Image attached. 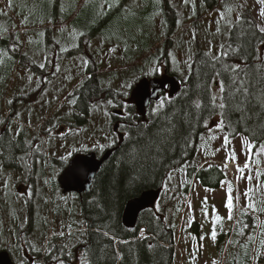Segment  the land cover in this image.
<instances>
[{
  "label": "rangeland",
  "instance_id": "374dc122",
  "mask_svg": "<svg viewBox=\"0 0 264 264\" xmlns=\"http://www.w3.org/2000/svg\"><path fill=\"white\" fill-rule=\"evenodd\" d=\"M166 1L176 15L175 26L170 31L166 30L167 25L163 23L165 17L159 11L164 6L161 0H115L111 10L105 4L104 15H97L103 0H94L87 6L85 0H13L12 7L6 6L8 0H0V12L7 13L0 15V28L4 31L0 36V50L13 55L10 56L11 60L9 56H4V63L0 65V121L3 122L0 123V133L6 126L16 130L21 127L10 125L3 118L19 97L16 95L26 96L28 89L35 86L33 63L29 64L26 60H32L38 67L40 63H44L46 66L39 69L40 75L49 77L46 89L37 97L36 102L13 114L22 125L30 126L33 137L27 143L34 153L29 150L28 155L22 156L23 161L17 160L21 167L18 171H9L3 167L0 172V250L7 248L14 256L16 245H21L22 253L12 258L16 264H20L28 250L26 235L22 237L25 223H18V229L14 227L16 214L25 218L27 223V215L29 217L31 214L33 228L29 239L33 242L32 247L38 249H50L52 241L47 238L50 230L54 234L57 229L64 227L65 235L74 232L70 239L62 241L67 249L66 253L72 254L71 259L66 256L64 260L67 264H80L82 253L74 248L82 241L83 236L79 231L84 230V227L81 224L80 208L76 205L77 197L74 194L61 196L59 190L53 192L51 182L56 181L60 171L74 155L92 150L101 154L113 142V124L110 122L109 111L116 106L114 102L109 104L104 99L95 102L85 124L81 119L78 123L75 117L79 102L71 93L83 82L87 69L95 72L102 87L122 93L123 103H127L131 88L121 87L126 82L134 86L138 78L150 75L154 77L156 74L159 76L165 69L183 76L197 47L206 53L211 47L212 55H216L220 46L226 45L230 32L225 21L217 24L221 11L225 12L226 18L234 25L237 13L250 10L257 25L264 26V19L259 16L262 5L257 0H188L187 4L184 0ZM240 5L243 7H239ZM229 8L234 9L230 14ZM218 26L221 28L219 33L216 31ZM151 28L159 36L160 51L163 53L166 42L169 46L168 53L165 57L161 53L160 61L154 59L151 63H145L143 57L131 53L136 51L138 43L145 45L146 33ZM4 37L6 39L1 40ZM17 38L19 43L15 44ZM14 44L17 51H12ZM112 48L116 51H109ZM148 58L149 55L146 60ZM48 59L55 63H50ZM84 60L88 61L86 66ZM23 61L28 66L25 69ZM55 68H59V71ZM154 68H159V71H154ZM29 75L32 76L30 82ZM73 100L75 103H71ZM218 119L219 116L209 120V128ZM68 124L73 127L68 128ZM65 128L68 129L64 131ZM212 135L218 138L209 139ZM201 137L194 166L209 171L220 165L224 158L223 152H215L220 147L221 134L206 129ZM233 143L239 152V136ZM244 159V156L239 157L241 164ZM253 159H258L260 163L251 165V184L245 180L237 182L229 167L226 179L232 182L233 195H240V199L234 201V218L231 221L227 219L224 207L225 189L220 186L212 189L214 191H206L210 188L203 187L198 180L192 179L189 192L186 193L183 191L189 182L186 167L172 174L173 179L167 181V189L162 188L161 199L154 210L161 213L162 209L167 211L170 207L168 216L174 218L177 226L175 264H213V261L217 264H264V246L261 245L264 240V211L249 210L247 215L240 214L246 202L242 195L246 188L252 189L250 195L256 207L264 208V175L256 178L257 171L264 173V154L254 156ZM209 164L212 165L211 168H208ZM5 181L9 184L8 189L5 188ZM28 193L31 194L30 197ZM205 197L208 198V211L211 212L215 205L218 215L223 218L217 225L215 242L207 238L212 224L211 218L205 219L203 216L202 202ZM164 218L168 220L166 212ZM190 219L193 220L191 226L188 224ZM244 224L248 227L243 229V235H239ZM73 228L75 230L71 231ZM15 232L17 237L14 236ZM193 236L197 239L193 240ZM200 236L206 238L200 241ZM249 236L255 239L249 242ZM55 241H60V237ZM258 249L261 255L254 258ZM194 251L196 256L193 261L191 253ZM38 253H41L40 259H44L46 252ZM25 258L23 264H45L37 261L36 256ZM49 260L48 264H57L56 260Z\"/></svg>",
  "mask_w": 264,
  "mask_h": 264
},
{
  "label": "trees",
  "instance_id": "16d2710c",
  "mask_svg": "<svg viewBox=\"0 0 264 264\" xmlns=\"http://www.w3.org/2000/svg\"><path fill=\"white\" fill-rule=\"evenodd\" d=\"M163 2L164 6L159 8V11L165 17L163 23L167 25L166 30L170 31L175 26L176 15L167 1L163 0ZM240 15L244 18V22L241 25H233L226 45L232 44L233 47L238 48L240 51L247 50L248 52H252L264 34H260L257 29L251 27L248 23L251 22L252 25H257L250 10H245ZM152 29H148L146 33L147 40L145 45L138 43L136 51L131 53V55L136 54L143 57L145 63H151L154 59L158 61L162 59L160 55L162 52L158 46V43H160L159 36L154 34ZM3 33L4 31L2 32L1 29L0 36ZM4 39L6 38H2V40ZM168 47L165 42L162 53L164 57L167 56ZM205 53L199 47L195 49L190 61L191 68H188L183 76H179V74H176L172 70L169 72V75L177 77L180 90L161 111L159 118L152 115V110L156 104L148 108L144 120L137 115L135 108L131 105L127 106L124 117L116 118L120 124L119 128L123 139L112 147L115 150L102 165L92 183L89 194L77 197L78 204L76 202V205L80 208L82 215L81 224L84 230L79 231L82 233L83 238L74 249L86 254L90 264L93 260H97L98 264H175L176 250L174 245L176 243L177 232L175 221H173L174 218L168 216L171 212L170 207H168L167 211L162 209L161 213L153 209L142 212L135 227L127 229L123 226L121 220L126 203L140 196L144 191L162 189L167 181V174L169 172L173 174L185 167L187 177L192 179L195 176L200 184L206 188L218 189L220 181L225 178L217 167H213L209 171H197L193 166V161L199 148L200 137L206 131L203 121H209L218 115H209L208 111L202 110L195 116L182 120L178 124L179 135L175 132L170 134L174 137L170 147L166 141L161 142L159 145L150 144L151 137L141 136L137 133V128L145 132L149 129L154 133L159 131L165 112L169 113V115L176 113L177 116H180L188 103L201 93L203 85L213 75L214 71L220 70V65H217L215 69L212 67L208 57L204 55ZM147 55H149V58L146 60ZM261 55H264V47H261ZM226 63H240L239 54H230ZM257 63L259 61L255 59L254 55L248 56V66L251 67ZM166 66L168 67V63H166ZM262 68H264V65H262ZM226 77L227 74H225ZM71 94L79 102V110H77L78 113L76 112L75 117L78 119V123L81 119L84 122L83 124L88 122L93 103L102 99L116 97L114 90L101 86L100 80L90 69H87L83 82ZM33 96L31 93H28L26 96L19 95L12 104L16 106L18 100H23L27 103ZM120 97L122 98L123 95ZM203 102L202 98V104ZM256 110L259 111L258 108ZM14 112V109L11 107V112L4 114L3 119L8 124L9 116L13 115ZM230 119L233 122L236 133L244 131L245 125L243 123L239 125L235 124L238 114H232ZM129 121L134 125L130 129L131 139H129V134L121 127V125L127 126ZM173 121L175 122V117H173ZM256 124L257 120L255 118L247 122L250 132H255L257 136H262L261 140L256 142L258 147L260 142H264V135H262L264 129H257ZM4 129L0 135H5ZM11 129L12 133L13 130H16ZM20 130H22L20 136L15 137V141L20 142L18 146L8 149L6 143L0 141V144L5 145L4 148H0V151H3L5 155L3 162L5 169L16 170L20 166L19 161H17L18 159H13V157L23 156L22 154L25 153V149L28 148L26 142H29V139L33 137L29 128L23 126L16 131ZM161 135L169 134L161 133ZM7 136L9 140H12V134H7ZM9 152H11V155L8 154ZM7 174L10 173L7 172ZM51 189L55 193L59 189L55 180L51 182ZM184 191L188 192V186ZM29 212L31 213V210ZM165 212L168 220L164 218ZM32 222L30 214L28 223L23 231L27 232V236L25 237L27 238L26 246L28 249L27 254L24 253L23 260L26 261L25 256H36L37 261H42L43 263L47 261L48 264L51 258L48 257L47 252L46 255L44 253V259H40L39 254L41 253L33 251V242L29 239V234L33 228ZM14 227L18 229L19 224L14 222ZM63 229L65 228L63 227ZM63 229H57L55 233L65 232ZM141 229L145 230L147 239L138 238ZM72 230H75V228ZM106 232L109 235L105 236L104 233ZM73 234L74 232L70 233V235L61 236L60 241H55L56 238H53L52 242L50 241L51 247L48 250L59 258L65 259L67 249L62 245V241L70 239V236ZM14 236L17 237V234L15 233ZM150 245L151 247H149ZM2 250L8 252L7 248ZM22 250L21 245H16L14 257L22 253ZM9 255L13 257L10 253Z\"/></svg>",
  "mask_w": 264,
  "mask_h": 264
},
{
  "label": "snow or ice",
  "instance_id": "6c2138e0",
  "mask_svg": "<svg viewBox=\"0 0 264 264\" xmlns=\"http://www.w3.org/2000/svg\"><path fill=\"white\" fill-rule=\"evenodd\" d=\"M13 0H8L7 7H12ZM94 2V0H85V6H87L89 3ZM115 0H103V2L100 4V10L97 12V15H104V7L105 4H107V9L111 10L113 7ZM184 3L187 4L188 0H184ZM257 3L262 5L259 16L264 19V0H257ZM239 7H243L240 5ZM234 9L229 8L228 12L229 14ZM0 15H7V13L0 12ZM225 21L226 25L229 27V30L231 31V28L233 27V22L231 20H228L226 18L225 12L221 11L219 14V17L217 19V24L219 25L221 21ZM242 22H244V18L242 15L237 13L235 24L241 25ZM251 27H254L257 29V31L260 34H264V26L260 25H252L251 22H248ZM217 33L221 31V28L217 27ZM82 35V34H81ZM193 39H195V34H193ZM18 38L15 42V44H18ZM59 43V41H57ZM15 44L13 46L12 51H17L18 49L15 47ZM261 47H264V35H262L261 39L259 40V43L253 48L252 52H248L247 50L240 51L238 48H235L232 46V44L228 45H221L220 49L217 51L216 55H212V49L209 48V51L205 53L204 55L208 57L209 62L212 64V67L215 69L217 65H220V70L214 71L213 75L208 79V81L205 82L203 85L202 91L200 94L197 95V97L193 100H191L186 109L182 111L180 116H177L176 113H172L169 115V113L165 112L163 116V121L161 122L160 129L157 132H153L151 129H149L147 132H145L142 129L137 128V133L141 136L145 137H151L150 144H157L159 145L161 142L166 141L169 144V147L171 146V142L174 139L171 133L175 132L177 135H179V128L178 124L185 119H188L190 117L195 116L200 111H208L209 115H218L219 119L216 121L214 125H212L211 128H209V124L207 120L203 121V125L206 129L209 130V132H215L221 134V144L219 148L215 149V152H223L224 158L220 165H217L218 169L223 172L225 179H222L220 181V186L222 189H225L224 191V207L227 210V219L233 220V209L235 207L234 201H238L240 199V195H233L234 189L232 186V182L227 180V173L228 169L231 166L234 177L237 182L241 180H245L248 184H251L253 180L252 168L251 165L253 163L259 164L260 161L258 159L254 160V156H260L261 154H264V142H260L257 147V141L261 140L262 136H257L255 132H250V129L247 125L248 121L253 120L254 118L257 120L256 128L257 129H264V68H262V65H264V55H261ZM109 51L115 52L116 49L112 48L109 49ZM239 54L240 56V63H226L227 59L229 58L230 54ZM8 53L6 51L0 50V65L4 63L3 57L7 56ZM249 55H254L255 59L259 61V63L255 64L254 66H248L247 64V58ZM10 60L12 59L10 56L8 57ZM84 65L86 66L88 61H83ZM44 63L39 64L40 69L45 68ZM55 67V66H54ZM189 68H191V65L189 64ZM56 71H59V68H55ZM154 71H159V68H154ZM225 74H227V77L225 78ZM32 76L29 75L28 80L31 81ZM122 88L130 89L132 88L131 83H125L121 86ZM125 95L127 93H124ZM202 98H203V104H202ZM170 96H157V104L152 110V115L159 118L161 111L165 108L167 104L171 102ZM11 103V101H9ZM71 103H75V101H71ZM109 104H113V101L109 100ZM121 108H127L126 103H122L120 105ZM259 109L257 111L256 109ZM238 114V119H236L235 124H244L245 128L243 132L236 133L235 129L233 127V122L230 119V116L232 114ZM107 115V113H106ZM173 117H175V122L173 121ZM0 123H3L0 121ZM122 128H124L125 132L129 134V139H131V133L130 129L134 127L131 121H129L127 126L121 125ZM155 127V125H154ZM21 131H16L15 133H12V129L10 127H6L4 129L5 135H0V141H4L6 143V146L8 149L14 148L20 144L19 141H15V137H19L21 134ZM161 133H166L169 135H161ZM227 133V134H225ZM248 133V134H246ZM7 134H12V140L8 139ZM237 135L239 136V142H240V151L237 152L236 145L233 143V140L237 138ZM264 135V133H262ZM218 137L216 135H212L209 137V139H217ZM123 139V136L121 137ZM203 140L204 137H201ZM15 141V142H14ZM188 143V141H186ZM4 144H0V148H4ZM31 147V146H29ZM214 152V154H215ZM11 155V152L8 153ZM244 156V162L243 164L240 163L239 157ZM13 159H19L23 161L24 157H13ZM61 159H65V157H61ZM4 160L5 155L3 151H0V172L3 171L4 167ZM212 165H208V168H211ZM175 170V169H174ZM245 170H247V174H245ZM261 175H264V173H261L259 171L256 172V178L259 179ZM173 179L172 173L169 172L167 174V181H171ZM47 183V181H45ZM226 186V188H225ZM164 187L168 188V183L164 184ZM5 188H9V184L7 181H5ZM214 191L212 189H206V191ZM252 192L251 188H246V190L242 193V195L245 197V205L241 209V216L247 215L249 210L252 212L257 211H264V208L258 209L256 207L255 202L252 200V197L250 193ZM29 197L31 196L30 193H28ZM208 204V198L205 197L202 202V212L205 219H210V222L212 224V229L207 238H210L213 242L216 241L218 231H217V225L220 224L223 220V218L218 215V210L216 209L215 205L212 206L211 212L207 209ZM189 208H191V205L189 204ZM27 220L24 221L26 223ZM193 222L192 219L188 221L189 226H191V223ZM237 223H240V221H237ZM248 225L244 224L243 228L240 229L239 235H243V229L247 228ZM55 234V233H54ZM59 235L63 236V232L59 233ZM105 236L109 235V233H104ZM141 238L147 239L148 237L144 235L143 230L141 231ZM206 237L200 236L199 240L203 241ZM197 238L193 236V240H196ZM255 237L249 236L248 240L249 242L253 241ZM261 245L264 246V240L261 241ZM31 247V246H30ZM151 247V245L149 246ZM202 247V244L200 245ZM242 247H247L246 245H242ZM19 250V249H18ZM199 249H196L198 251ZM33 251L40 252L45 251L48 253V257L51 259H54L57 261V264H67V262L64 259L59 258L58 256L54 255L50 250L48 249H38L33 247ZM261 255L260 250L258 249L256 252V255L254 258H258ZM67 256L69 259L72 258L71 252L67 253ZM196 256V252L191 253V259L194 261ZM20 264H23V258H21ZM33 264H36V262H33ZM47 264V261L45 262ZM80 264H90L88 257L86 254L82 253L80 257ZM91 264H98L97 260H93ZM213 264H217L216 261H213Z\"/></svg>",
  "mask_w": 264,
  "mask_h": 264
},
{
  "label": "water",
  "instance_id": "95a60500",
  "mask_svg": "<svg viewBox=\"0 0 264 264\" xmlns=\"http://www.w3.org/2000/svg\"><path fill=\"white\" fill-rule=\"evenodd\" d=\"M178 80L166 74L159 78L141 79L133 88L129 102L134 104L137 114L144 120L147 108L157 101L161 93H168L172 99L179 93ZM114 114H120L114 112ZM115 149L106 151L100 159L94 153L77 154L69 161L66 168L57 178V184L62 195L75 193L79 196L89 194L92 182L102 165L110 158ZM160 190H147L140 196L129 200L122 212V224L127 229H133L139 215L153 208L158 200ZM0 264H14L7 252H0Z\"/></svg>",
  "mask_w": 264,
  "mask_h": 264
},
{
  "label": "flooded vegetation",
  "instance_id": "af4514ba",
  "mask_svg": "<svg viewBox=\"0 0 264 264\" xmlns=\"http://www.w3.org/2000/svg\"><path fill=\"white\" fill-rule=\"evenodd\" d=\"M33 63V72H35V74H36V77H35V86L33 87V88H31V90H34V89H37V82H38V78H39V67L38 66H36L35 64H34V62H32ZM31 63V64H32ZM114 120V121H113ZM112 120V122H114L113 123V125H115L116 123H115V118ZM116 128H117V126H116ZM117 133V132H116ZM118 138H121V136L120 135H118L117 136ZM18 168L19 169H21V167H19L18 166ZM10 176V175H9ZM22 185V184H21ZM14 221H15V223H22V222H24V218H21L20 216H19V214H16L15 215V217H14Z\"/></svg>",
  "mask_w": 264,
  "mask_h": 264
}]
</instances>
